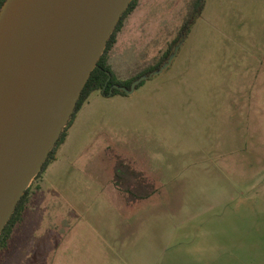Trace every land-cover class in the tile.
Listing matches in <instances>:
<instances>
[{
    "label": "rangeland",
    "instance_id": "374dc122",
    "mask_svg": "<svg viewBox=\"0 0 264 264\" xmlns=\"http://www.w3.org/2000/svg\"><path fill=\"white\" fill-rule=\"evenodd\" d=\"M192 4L139 0L108 53L116 75L157 63ZM66 132L0 264H253L264 255V0H206L160 71L127 95L93 92ZM143 179L152 188L129 185ZM127 188L150 195L128 200Z\"/></svg>",
    "mask_w": 264,
    "mask_h": 264
},
{
    "label": "water",
    "instance_id": "95a60500",
    "mask_svg": "<svg viewBox=\"0 0 264 264\" xmlns=\"http://www.w3.org/2000/svg\"><path fill=\"white\" fill-rule=\"evenodd\" d=\"M131 1L6 0L2 5L0 234L68 124ZM133 90L134 85L128 93Z\"/></svg>",
    "mask_w": 264,
    "mask_h": 264
},
{
    "label": "trees",
    "instance_id": "16d2710c",
    "mask_svg": "<svg viewBox=\"0 0 264 264\" xmlns=\"http://www.w3.org/2000/svg\"><path fill=\"white\" fill-rule=\"evenodd\" d=\"M5 1L6 0H0V10H1V7ZM138 3H139V0H132L129 4L128 8L122 14L115 30L113 31V33L110 36V39L107 42V45H106V48H105L103 54L99 58L95 68L93 69L88 81L86 82V84H85V86L81 92V95L77 101V104L75 106V109H74L71 117H70V120L68 121V124L66 125V127L62 131L59 139L57 140V142L54 145V147L52 148V150L49 152L47 159L43 163V165H42L40 171L38 172V174L36 175L35 179L40 175V173L42 171H44L48 167L49 163L54 159L58 146L60 144H62L66 139V136H67L66 131H67L68 127L72 124L74 118L76 117V114L83 107V105L88 100V98L91 96V94L97 90H100L102 92V94L105 96H113V95H118V94L127 95V94H129L128 92L133 88V85H134L135 89L138 88L139 86H141L145 82L146 79H148L149 77H151L153 75L154 72L161 69L164 62L171 55L175 45L180 43L181 40L183 39V37H185L190 32V28L193 25V23L195 22V19L197 17H199L201 12L203 11V9L205 7L206 0H193V4H192L193 5V12H192L193 16H192V18L190 20H187L183 24L179 36H177V38L173 41V43L170 45L168 50H166V52L163 54V56L161 57V59L157 63H155L149 67H146L145 69L141 70L140 72H138L134 76L122 79L116 75L111 64L109 63L108 53L111 50V48L114 46V43L116 42V36H117L118 31L122 27L123 20L125 19V17L128 14H130L137 7ZM125 167L126 166H125V163H123V161H119V160L116 161V164H115V177H116L115 182L116 183L118 181H120V180L122 181V179H124V177L121 176V172H122L123 168H125ZM127 170H128V168H127ZM129 171H130V173H129L130 175H134V173L132 172L131 169ZM138 182L139 183H137V180H135V181L130 180L129 185H131V187L133 186L136 188H140L144 191H146L147 188H150V187L152 188L151 183H149L147 181V179H143L142 181H138ZM125 183H126V180H125ZM128 187H130V186H128ZM127 189L129 192V196L127 197L128 200H134V199H137L139 197H146V196L150 195V193L148 192L146 194H141L139 196H136V195H134L132 188H127ZM29 192H30V186L25 190V192H24L23 196L21 197V199L19 200L11 218L9 219V221L7 222L3 231L0 234V253L5 248L8 247L9 241H10L12 233L14 231V228L23 219L24 212L26 210V206H27V203L29 200L28 199Z\"/></svg>",
    "mask_w": 264,
    "mask_h": 264
},
{
    "label": "crops",
    "instance_id": "0c3cea01",
    "mask_svg": "<svg viewBox=\"0 0 264 264\" xmlns=\"http://www.w3.org/2000/svg\"><path fill=\"white\" fill-rule=\"evenodd\" d=\"M89 99V98H88ZM87 102V101H86ZM85 102V103H86ZM67 136H68V134H67ZM67 136H66V139H65V141L62 143L63 145L66 143V141H67ZM253 264H264V255H259V256H257V255H255V256H253Z\"/></svg>",
    "mask_w": 264,
    "mask_h": 264
}]
</instances>
